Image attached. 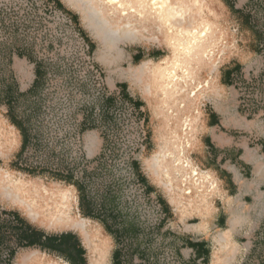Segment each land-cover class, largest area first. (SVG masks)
I'll list each match as a JSON object with an SVG mask.
<instances>
[{"label": "rangeland", "instance_id": "rangeland-1", "mask_svg": "<svg viewBox=\"0 0 264 264\" xmlns=\"http://www.w3.org/2000/svg\"><path fill=\"white\" fill-rule=\"evenodd\" d=\"M218 1L222 26L213 30L222 34L220 52L207 65L194 64L199 70L196 81L206 79L208 84L184 111L179 94L166 98L149 68L169 51L164 30L134 38L116 34L115 41L94 24L91 12L100 18L106 12L101 0H0V129L6 132L0 139V171L15 179L68 188L72 198L59 210L60 217L71 215L87 225L80 232L66 223L56 227L36 223L3 196L0 212H14L45 234H75L86 248L87 264L90 258L95 264L110 262L116 242L107 244L108 234L96 218L106 213L101 209L109 208L120 216L116 224L124 221L136 228L138 237L122 239L123 245L119 241L121 253L130 259L141 251L148 264H159L157 257L161 264H182L173 248L179 243L176 238L187 235L185 230L191 227L194 239L209 242L201 264H264V197L234 193L223 178L224 165L208 160L206 153L209 109L226 104L234 91L240 106L244 87L264 96V76L256 73V67L264 69L260 21L250 18L255 2ZM105 17L109 29L119 32V21ZM235 65L240 68L224 83L221 76ZM36 68L40 75L33 86ZM240 108L251 114L264 105L249 112ZM180 112L191 120L190 141L182 146L174 142L172 131L173 113ZM11 117L28 131L22 151V135ZM185 160L198 172L196 177L207 174L203 187L190 188V174L182 178L183 172L175 170ZM169 163L174 169L167 167ZM68 173L71 181L59 178ZM74 181L84 184L94 218L83 213ZM161 202L168 207L166 214ZM92 230L106 236L102 248L93 241ZM136 238H141L140 244ZM13 242L6 238L1 264ZM36 253L65 263L54 254L27 247L17 250L12 264H29Z\"/></svg>", "mask_w": 264, "mask_h": 264}, {"label": "bare ground", "instance_id": "bare-ground-1", "mask_svg": "<svg viewBox=\"0 0 264 264\" xmlns=\"http://www.w3.org/2000/svg\"><path fill=\"white\" fill-rule=\"evenodd\" d=\"M101 3L106 12L99 11L105 12L102 14L104 18H100L94 10L91 15L95 18L96 29L105 34L107 39L114 38L113 40L116 41L120 35L134 38L140 34H146L150 30H164L169 51L157 61H153L149 68L154 73L153 77L159 80L158 86L162 94L172 96L171 93L175 92L174 95L179 94V100H177L179 101L178 104L180 103L184 107L183 110L191 108L197 96L196 93L208 84L206 79L196 81L194 76L199 70L194 64L200 62L207 65L210 63L212 55L220 52L218 44L219 41H222V39L220 40L222 34L216 35L213 30L222 26L219 1L101 0ZM106 14L109 15V18L119 21L116 22L119 23L116 27L119 32L113 33L109 29L110 24L105 17ZM188 14L189 16H186ZM137 25L139 26L135 27ZM116 34L119 37H116ZM166 98H168L167 95ZM172 117L174 142L180 143L181 146L188 144L190 141L189 132H191L189 128L190 118H187L183 112L173 113ZM5 136L6 132L0 129V139H4ZM2 147L0 140V148ZM171 165L172 169L175 168L177 172H183L182 178H185L186 174H190V188L203 187L204 180L208 178L206 173L196 177L198 172L194 167L189 166L187 160L182 164L183 166L173 168V163H169L167 167L171 169ZM183 181L185 182L186 179ZM187 191L190 192L188 189ZM0 196L7 197L36 223L40 222L52 227L66 223L68 227H74L80 232L85 231L87 224L83 220L75 219L71 215L67 218L60 217L61 212L59 210L68 207L70 197L72 198L69 189L66 187L58 184L46 186L38 181L15 179L0 171ZM90 235L93 241L96 239L95 242L97 241V244L99 242V246L102 248L106 236L95 232V230H92ZM29 264L68 263H56L54 259L36 253L29 260ZM89 264H95L94 260L90 258Z\"/></svg>", "mask_w": 264, "mask_h": 264}, {"label": "crops", "instance_id": "crops-1", "mask_svg": "<svg viewBox=\"0 0 264 264\" xmlns=\"http://www.w3.org/2000/svg\"><path fill=\"white\" fill-rule=\"evenodd\" d=\"M240 1L241 3L250 2V0ZM236 68H240V65L228 68V70L223 73L221 79L223 78L222 80L224 83L229 82L230 76ZM256 70L257 75L261 74V76H264V69L261 70L256 67ZM231 95V98H228L226 104L217 109H209V111L206 112L207 135L205 139L207 140L206 153L208 155V160L215 161L219 165H224L222 167V172L224 174L223 178L227 177V181L230 183L229 187L234 193L241 192L243 195L254 199L263 198L264 108L256 110V112L251 114L244 113L240 106H237L236 92L234 91ZM161 203H163V211H165L164 214H166V211H168L166 209H168V207H166L165 202ZM0 216L2 219L11 220L13 218L12 213L6 212H0ZM164 219L165 215L162 220H160L159 224H162ZM185 231L188 233L187 235L182 234L176 238V242L179 243H176L173 248L174 254L177 255L178 261L180 260L182 264L203 263V258L206 259L205 253H209V242L203 239H194L192 237L193 232L191 227H188V230ZM105 233L108 234V245H111L112 239L116 242V246L112 248L110 252L109 264H148L146 263V258L143 259L144 254L141 251H138L139 253H137V255H133L132 259H130V256L121 253L119 241H121V245H123V238L117 240L107 231H105ZM135 242L140 244L141 238H136ZM13 243L14 244H11L10 248L7 250L8 258L4 259L5 264L8 262L12 264V259L14 255L17 254V250L27 248L17 246L15 241ZM80 246L84 249V253L80 256L84 257V264H87L86 248L82 242H80ZM31 247H36L39 251L47 254H54L68 264H81L78 259H75V263H72L70 259L60 254L52 253L39 246ZM157 260L159 264H161L160 258L157 257ZM149 261H152L151 258ZM155 262L156 259L154 258V263Z\"/></svg>", "mask_w": 264, "mask_h": 264}, {"label": "trees", "instance_id": "trees-1", "mask_svg": "<svg viewBox=\"0 0 264 264\" xmlns=\"http://www.w3.org/2000/svg\"><path fill=\"white\" fill-rule=\"evenodd\" d=\"M59 4V3H58ZM36 78L33 81V86L38 84V78L40 72L38 68L35 70ZM12 123H14L22 135V146L21 151L26 147L29 137L28 131L20 120H16L12 118ZM20 151V152H21ZM136 164V163H134ZM59 178L65 179L66 181H71L72 173H68L67 175L58 174ZM143 180V178H141ZM79 188L80 201L82 204L83 213L88 217L94 218L93 215L94 208L92 206V200L89 198V194L84 188V184L82 181H74ZM101 209V213L106 212L103 216L97 215L96 218H99L105 231L112 234L117 240L118 239H128L132 236H137L136 228L131 223L116 224L115 221L120 219V216L114 213L113 209L109 208L108 210ZM99 214V213H97ZM13 218L10 219H2L0 221V254L1 248L6 242L7 237H11L17 243V246L21 247H31V246H39L42 249H46L52 253L60 254L64 257H67L75 263V259H78L81 264H84V257L80 256L84 253V249L80 246V241L78 237L71 232H61L58 234H45L41 230H37L31 225L23 222L16 213H12ZM111 221L112 223H109ZM7 222L9 223L6 226ZM195 245V244H194ZM134 251V249L132 250ZM207 255V252L205 253ZM205 260V258H203ZM0 258V264H1ZM6 264H10L9 262Z\"/></svg>", "mask_w": 264, "mask_h": 264}, {"label": "built area", "instance_id": "built-area-1", "mask_svg": "<svg viewBox=\"0 0 264 264\" xmlns=\"http://www.w3.org/2000/svg\"><path fill=\"white\" fill-rule=\"evenodd\" d=\"M252 7L250 8V18L252 21L256 18L257 21H260V32L261 40L259 43V49L262 55H264V0H253ZM243 96L241 99L240 106L244 111L249 112L252 109H255L259 105H264V96L261 92H258L256 89L252 91V87L243 88Z\"/></svg>", "mask_w": 264, "mask_h": 264}]
</instances>
